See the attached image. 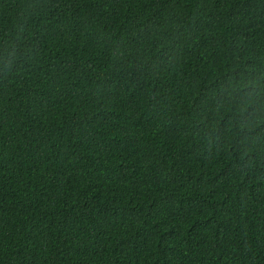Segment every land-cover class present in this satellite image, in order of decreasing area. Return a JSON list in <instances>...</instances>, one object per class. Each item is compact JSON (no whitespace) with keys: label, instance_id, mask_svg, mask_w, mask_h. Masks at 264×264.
I'll return each mask as SVG.
<instances>
[{"label":"trees","instance_id":"obj_1","mask_svg":"<svg viewBox=\"0 0 264 264\" xmlns=\"http://www.w3.org/2000/svg\"><path fill=\"white\" fill-rule=\"evenodd\" d=\"M0 264H264V0H0Z\"/></svg>","mask_w":264,"mask_h":264}]
</instances>
